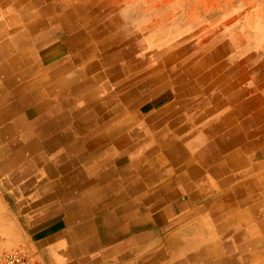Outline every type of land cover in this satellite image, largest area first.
Returning a JSON list of instances; mask_svg holds the SVG:
<instances>
[{"label": "bare ground", "instance_id": "obj_1", "mask_svg": "<svg viewBox=\"0 0 264 264\" xmlns=\"http://www.w3.org/2000/svg\"><path fill=\"white\" fill-rule=\"evenodd\" d=\"M19 4L0 0V184L19 182L8 196L28 229L55 221L58 232L36 241L51 249L49 263L264 264V107L243 99L250 88L232 83L228 92L244 106L199 109L180 124L184 94L219 82L199 57L191 62L197 50L154 51L164 58L145 72L164 75L146 85L152 100H137L127 86L140 50L121 49L120 37L93 35V44L67 8L50 9L71 27L63 48L44 54L47 33L29 25L28 1L24 11ZM65 50L80 70L67 73L65 58L49 64ZM168 80L176 102H166ZM1 215L0 228L12 225L0 230V246H20L0 203Z\"/></svg>", "mask_w": 264, "mask_h": 264}, {"label": "rangeland", "instance_id": "obj_2", "mask_svg": "<svg viewBox=\"0 0 264 264\" xmlns=\"http://www.w3.org/2000/svg\"><path fill=\"white\" fill-rule=\"evenodd\" d=\"M69 2L71 5H75L73 8L69 7L72 9L75 19L72 27L87 35L93 44L97 43V38H93V35H102L103 38L126 36V39L129 37L128 40L132 37L134 43L138 34L142 36L141 39L145 45H149L146 49L147 63H134L133 70L136 80H132L131 84L127 86V90L134 88L135 95H140L137 100H142V98L152 100L153 98V95H147L148 87L146 85H153L154 82L149 77L147 80L145 79L144 76L147 72L143 74L149 65L152 66L157 62L153 52L159 47L166 49V46H171L174 49H179L181 45H184L185 47L190 46L191 51L197 50L198 54L195 53V58L191 57V62L199 57L206 63L205 66H209L206 72H210L213 77L221 78L219 82L211 83L212 92L219 88L226 89L229 105H234V103L244 105L241 98L239 101L233 98L229 100L234 91L228 92L231 90L232 83L236 88L245 85L250 90L245 93L243 99L251 97L257 101L259 99L261 103L256 104L255 111L264 107V0H116L117 8L131 4L133 8L142 7L147 10L145 18L149 21L148 30L163 35L161 39L156 40L157 42L148 39L142 31L131 30L123 25L118 15H109L103 1L98 5H92L90 2L84 9H81L82 4L79 0H70ZM89 13L92 14L88 15ZM95 24H97L95 28L89 29ZM142 47L144 49V46H138L136 50H141ZM142 52L145 55V49ZM95 56L94 60L99 67L96 70H99L98 62L102 57V51L95 50ZM80 65L81 63L77 61L68 60V67L71 66L69 73L80 70ZM141 74L143 75L138 78ZM148 75L150 74L148 73ZM196 81L198 83L197 79ZM201 84L198 83L195 90L187 91L183 99H186V95L191 93H197V95L204 93L209 85ZM135 86L138 88L143 86V89L146 87L144 93ZM164 87L174 93L173 96L177 99L169 80L166 81ZM187 107V105L179 106L181 111L178 114L184 120L190 119L192 116V113L186 110ZM7 184L6 189L2 188L0 184V203L3 213L11 218V222L16 228L17 232L15 231L13 235L17 239L12 234L2 237L21 241L22 244L10 250H5L0 246V250L3 252L20 251L31 255L36 264H50L51 249L45 248V254L50 255L48 258L43 254L44 249L36 245V241H43V236L52 226L51 221L28 229L24 219L19 215L17 204L8 196L12 190L17 188L19 182L10 181ZM38 188L39 186L36 185L32 191L35 192ZM166 206H160L156 211L164 209ZM0 219H4L2 215ZM9 225L1 227L0 230L7 231ZM39 254L45 261L40 258Z\"/></svg>", "mask_w": 264, "mask_h": 264}, {"label": "crops", "instance_id": "obj_3", "mask_svg": "<svg viewBox=\"0 0 264 264\" xmlns=\"http://www.w3.org/2000/svg\"><path fill=\"white\" fill-rule=\"evenodd\" d=\"M25 1H28V8H32L34 10L33 14L34 16H32L31 19H29V25L31 27H33L34 23H36V20L39 21L40 23V29L39 32L41 34V32L47 33L45 35V37L42 39V41L39 43L41 44L40 48H42V53L44 54H49L51 53V51L56 50L57 48H63V38L65 36H67V32L69 30L68 24L65 22V19L63 16H58L56 18V21H53V14L52 11H50V9L55 10L56 12H58L57 14L60 15L61 12L63 10L66 9V11L64 12V14L68 12L69 6H68V0H21V4L24 5ZM102 1L104 2V4L107 6L106 8L108 9L107 13L109 15H118V17L121 18L123 25H125L126 27H128L131 30H139L142 31L144 33L145 36H147V38L150 40H159L161 37H163V35H161L160 33L156 32V31H149L148 30V25H149V21L148 19H146L145 15H146V9L142 8V7H136L133 8L131 6V4L129 6H123L122 7H118L116 5V0H79V2L82 4H84V2L86 3H90L92 5H98L100 3H102ZM19 4L18 8H21L24 11V7ZM47 6V7H46ZM74 7V4L71 5V8ZM42 8V9H41ZM1 13V12H0ZM76 14V13H75ZM77 15V14H76ZM72 21H75L74 19V14L72 15ZM77 22V21H76ZM97 26V24L89 27V29L91 28H95ZM20 30L23 29V27L19 28ZM121 38V37H120ZM129 37L126 36L121 38V41L123 42V46L121 47V49H131L136 50L138 48L139 45L144 46L145 49V55H143V47L141 48V54L136 57V59H132V63L134 64L136 62L137 63H141V64H146L147 63V56H146V49H148L149 45H145V43L142 41V36L137 34L136 39L132 40V37H130V39L128 40ZM157 42V41H156ZM54 48V49H53ZM163 48H158L156 49L157 53H160L161 50ZM171 49L174 50L173 47H171ZM166 50H168L166 48ZM67 51H63L62 53H60L59 55H54L53 57L47 59V61L49 62V64H53V63H58L61 62L64 58H65V63H67V55L68 52ZM165 52V49H164ZM65 53V54H64ZM65 55V56H64ZM138 58V59H137ZM164 57H162L163 59ZM157 62L156 64H160L159 60L160 56H156ZM159 61V62H158ZM162 65V64H161ZM61 66V63H60ZM71 68V66H66L65 67V71L68 73L69 69ZM73 68V67H72ZM146 68V67H145ZM146 71V70H145ZM145 71L143 72V74L145 73ZM141 74V76L143 75ZM208 75H211V73H207ZM161 75L163 76L164 73L163 72H156V76ZM156 76H150L147 73H145V79L147 80L148 77L150 79H154L156 78ZM212 76V75H211ZM213 79V78H212ZM215 81L221 80V78L215 77L214 78ZM164 85V84H163ZM208 88L204 90V93L197 95V93H191L189 95H186V99H183L184 97H182L179 101H178V106L175 107V109H177V113H179V111H181V108H179L180 105H187V111L192 113V116L190 119L184 120V119H179L176 122H179L180 124H185V123H189L193 120L194 118V112H196L199 109H202L203 112H207L210 109H214V110H220L223 111L225 109H230V108H234L235 106H238L237 104L234 103V105H229L227 103L228 101V95H227V90L226 89H221L219 88L218 90H215L214 92H212V88H211V83L208 84ZM162 89H165L162 88ZM166 91H169L171 93V91L169 89L166 88ZM167 94V100L166 102H176L177 99L174 98V93L171 94ZM191 107H190V106ZM243 105V104H241ZM244 106V105H243ZM64 215L62 214L60 216V218H63ZM60 221V219H59ZM55 221L52 223V226L49 228V230L47 231V233H45V235L43 236V239L46 240L48 238H51L55 233L58 232V230L56 229L57 227L54 226ZM55 227V229H54ZM60 249L63 247L62 244L59 245ZM107 247L106 245L103 243H101L99 246L96 247V251H100L104 254L107 253ZM45 254V250L44 253ZM40 255V254H39ZM47 255V257L49 258L50 255ZM40 258L43 259L42 255H40ZM43 261H45L43 259Z\"/></svg>", "mask_w": 264, "mask_h": 264}, {"label": "built area", "instance_id": "obj_4", "mask_svg": "<svg viewBox=\"0 0 264 264\" xmlns=\"http://www.w3.org/2000/svg\"><path fill=\"white\" fill-rule=\"evenodd\" d=\"M0 264H36L33 257L20 251L3 252L0 250Z\"/></svg>", "mask_w": 264, "mask_h": 264}]
</instances>
